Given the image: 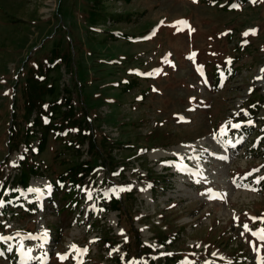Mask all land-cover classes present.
I'll use <instances>...</instances> for the list:
<instances>
[{
	"label": "rangeland",
	"instance_id": "obj_1",
	"mask_svg": "<svg viewBox=\"0 0 264 264\" xmlns=\"http://www.w3.org/2000/svg\"><path fill=\"white\" fill-rule=\"evenodd\" d=\"M109 5L123 16L92 24L91 0H0V188L11 186L25 157L40 172L30 187L41 190L39 196L24 195L34 206L0 212V236L12 237L0 241V264H112L116 255L126 262L122 247L128 234L119 226L120 212L104 211V204L112 195L125 197L130 187L135 191L123 199V221L142 243L156 247V262L171 249L196 264H259L264 180L255 188L250 182L264 177V134H259L264 0H113ZM107 31L137 39L130 43ZM238 57L234 70L239 71L225 86L206 76L215 67L213 75H219L226 61ZM129 67L153 79L141 80V87L123 96L119 84ZM68 98L74 118L86 120L97 144L115 143L112 158L100 148L102 159L93 161L89 139L77 157L53 137L35 154L46 122L57 128L71 107ZM253 102L260 105L255 118L247 119ZM237 123L241 126L233 127ZM247 127L252 133L243 134ZM68 129V142H76L78 127ZM251 135L263 140L251 142ZM77 161L91 162L95 172L84 182L85 203L68 209L51 179ZM121 172L127 180L120 181ZM107 179L111 185L102 190ZM208 189L221 198L209 199ZM5 195L10 197L7 189ZM99 226L118 237L114 250L97 251ZM177 230L167 249L161 231L165 239ZM29 235L38 239H25ZM87 248L91 255L80 251Z\"/></svg>",
	"mask_w": 264,
	"mask_h": 264
},
{
	"label": "trees",
	"instance_id": "obj_2",
	"mask_svg": "<svg viewBox=\"0 0 264 264\" xmlns=\"http://www.w3.org/2000/svg\"><path fill=\"white\" fill-rule=\"evenodd\" d=\"M93 3L92 8L88 12V20L92 24H97L99 22H102L103 24L107 23L108 20L112 21H118L123 15L122 14H116L113 9V7L109 4L113 0H91ZM111 1V2H110ZM131 1V0H127ZM193 1V0H192ZM195 1V0H194ZM199 3H202L203 0H196ZM206 1V0H205ZM90 2V1H89ZM220 4V2L218 3ZM223 6L225 4H222ZM221 7V6H220ZM106 31V30H105ZM109 35H116V33L119 34V38H122L126 41H136L137 38L132 39V35L128 33H124L122 31H107ZM96 36H100V32H92ZM105 37H107V35ZM108 38V37H107ZM131 43V42H130ZM104 43H101L100 45H103ZM126 57V56H125ZM124 56H119L121 61L125 59ZM241 57V56H240ZM135 55L132 56L129 59L128 65L132 62L135 61ZM127 59V57H126ZM104 67L108 66V60L104 59ZM239 60V57L237 59H231L229 61H226L225 65L227 66L226 69L223 72H219V75H213V72L216 70H219V68L215 67L212 68L210 71H206V76L209 79H213L214 85H217V87H223L225 86L232 74L236 71L239 70H234L236 66V61ZM118 61V60H115ZM126 61V60H125ZM135 67H142V66H135ZM135 67H129L127 68V71H129L128 77L120 82L119 87H121V90L123 92V96H125L126 92H132L138 87H141L142 83H140L141 80H146L147 82L149 80H152L153 78H146L143 76H138L136 73H138V69L133 72ZM233 67V68H231ZM106 69V68H104ZM212 71V72H211ZM104 72V70H103ZM212 76V78H211ZM208 80V79H207ZM152 89L153 84H149ZM151 89L146 88V93H149ZM49 93V91H47ZM253 93V92H252ZM143 94V93H142ZM257 95V94H256ZM143 97L145 98V94H143ZM124 98H120V102L123 101ZM68 102L71 103V98H68ZM264 102V99H263ZM260 105L259 102H253L252 105L249 108V114H251L247 119L255 118L254 116L256 115V107ZM74 111L75 109L72 106L68 108V111L64 112V117L61 118L60 125L54 129L53 126L50 125V121L46 122L45 127H44V134L41 135V139H39V145H38V150L36 151V155L43 153V151L47 148L46 145L48 143V140L53 137V140L55 141L56 139L60 140L58 142L61 143V145L68 151H71V153L75 156L78 157L80 155V147L81 144L84 142V140L89 139L90 140V149L89 152L93 156V161L96 162L99 159H102L100 155V148H102L103 153L106 155L109 153L111 156V151L112 149L115 148V143H110L109 145H100L97 144L95 141V134L91 129H87V122L86 120L81 121V120H76L74 117ZM52 113V112H51ZM52 115V114H51ZM51 115H49V118H51ZM85 118V116L83 117ZM237 121L238 119L235 118ZM264 118H262L260 125L261 131H259V134L262 133L264 134ZM263 123V124H262ZM68 125H76L78 127V132L76 134L78 139L76 142H68L67 135L64 134L65 132L70 131L68 129ZM59 129V130H58ZM243 134L245 133H252V127H247L244 128ZM87 132V134H86ZM241 133V132H240ZM91 134V136H90ZM261 136L258 140H254V136H250V141L254 142L256 144H259L263 138ZM104 138V137H102ZM30 139V137H29ZM48 139V140H47ZM253 139V140H251ZM28 140V139H27ZM62 141L64 143H62ZM121 143V142H118ZM122 145V144H121ZM133 147V146H130ZM94 153L96 156H94ZM112 158V156H111ZM72 166L68 167L67 170L62 172V174L58 175V177L54 180L51 179V186L54 189V194L61 193L59 197V202L63 204L65 208L72 209L73 206H80L81 204L85 203L84 200L81 199V194L84 193L86 194V191L88 188L86 187L85 180L90 177V179L93 178L95 168L91 165V162H75L73 164H70ZM19 174L18 176H15L12 182L10 183L11 186L9 187V184H6V187L2 186L0 188V201H3V205L1 206L0 212L2 215L4 214L7 209L10 207H15L19 209H23L25 205L28 206H34V204H29L27 203L26 199L24 198V195L29 194V196H34L32 192L29 191L31 189V179L33 177H36L39 175V168L37 166H32L29 167V165L26 163V158L24 157L23 160L19 164ZM144 170V169H143ZM148 172V171H147ZM148 175V173H147ZM120 178V181L127 180L125 176L122 174V172L118 176ZM165 176L159 177L161 179H164ZM117 178V177H116ZM157 178V179H158ZM254 186L250 187H257L256 185H259V183L251 181L250 182ZM102 184V185H101ZM102 190L109 187L111 185L110 180H106L101 182ZM131 190L127 192L126 196H131L133 197L135 188L130 187ZM133 188V189H132ZM6 189L8 191V195H10L9 198H7ZM35 197V196H34ZM123 196H114L112 195L111 198L107 201H105V210L107 209L113 210V211H119L120 212V217H119V226L120 228H123L124 232L128 234L126 242L123 244L122 249L126 253V262H123L118 255L116 257H113L109 259L112 264H196L194 261H188L186 260L182 255L181 252L179 251H174V250H169L168 248L171 247V244L174 242L175 237H178L179 233L178 230L174 232L173 236L168 235L165 239V233L161 231L160 234V243L162 245H165L168 249V255H164L162 258H159L157 262L155 261L154 257L157 252L156 247L153 246L152 244H144L140 241V238L138 237V231L134 230V228L131 225H126L123 220H126V209H125V204L123 203V199L125 198ZM68 201V202H67ZM66 202V203H64ZM11 203V204H10ZM63 207V208H64ZM64 208V212L66 211ZM59 213H62L61 209H59ZM104 213V212H102ZM131 213H127V217L131 218ZM93 220L92 224L96 222L95 217L91 218ZM100 231L98 232V238H96V243H98L99 247H97V251L99 253H104V252H110L114 250L115 245L117 244V236H114L112 231L107 230L106 232L103 233L104 227L99 226ZM59 231V230H57ZM134 239V240H132ZM102 245V246H101ZM3 249V248H1ZM88 255H91L93 253L92 249L87 248ZM15 255V253L13 254ZM14 257V256H13ZM85 261H82V264ZM86 263V262H85Z\"/></svg>",
	"mask_w": 264,
	"mask_h": 264
},
{
	"label": "snow or ice",
	"instance_id": "obj_3",
	"mask_svg": "<svg viewBox=\"0 0 264 264\" xmlns=\"http://www.w3.org/2000/svg\"><path fill=\"white\" fill-rule=\"evenodd\" d=\"M234 7H235V5H234ZM244 35H247V33H245ZM229 63H230V61H229ZM249 123H250V121H249ZM240 126L241 125L239 123L233 125V127H235V128H239ZM21 158H23V157H21ZM221 159H224V157H221ZM254 171H258V170H254ZM248 175H251V173H249ZM261 180H264V177L258 178L256 182L259 183ZM197 183H199V181H197ZM237 186H240V185H237ZM120 190L122 191L124 189H120ZM29 191L36 193L38 196L40 195V192H41L40 189H29ZM113 191L115 192L117 190L113 189ZM206 195H208V198L209 199H213V198L219 199V198H221L220 197V194H215L212 189H208ZM88 198L89 199L92 198L91 197V192H88ZM2 205H3V201H0V206H2ZM253 219H255V218H253ZM243 227L246 230H248V225L245 224ZM253 234L255 235L256 233H253ZM16 235L19 236L20 234L17 233ZM5 239H12V237H3V236H0V241L5 240ZM25 239H38V237L29 235V236L25 237ZM259 239H260L261 242H264V230H261V234L259 235ZM40 246L43 247L42 244ZM21 247L23 248V245H21ZM72 248L75 250V246L74 245L72 246ZM253 248H254V250H256L255 249V245H253ZM31 251H32V249H28L27 250L28 253H30ZM80 251L82 253H86L87 252V249H82ZM36 259H40V258L37 257ZM78 264H82V262L78 261ZM259 264H264V257L260 258Z\"/></svg>",
	"mask_w": 264,
	"mask_h": 264
}]
</instances>
